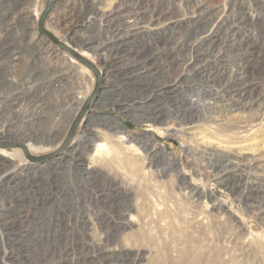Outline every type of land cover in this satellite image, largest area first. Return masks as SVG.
<instances>
[{
  "label": "rangeland",
  "instance_id": "1",
  "mask_svg": "<svg viewBox=\"0 0 264 264\" xmlns=\"http://www.w3.org/2000/svg\"><path fill=\"white\" fill-rule=\"evenodd\" d=\"M46 1L0 0V126L53 140L39 153L30 150L34 157L59 150L80 109L72 98L83 103L96 85L90 69L39 34ZM255 2L53 0L44 30L97 69L100 89L58 159L36 164L19 147L0 146L20 156L0 165V264H264V0L259 16ZM200 3L214 16L202 13ZM233 5L258 18L256 27L241 29L258 87L247 96L257 104L251 111L208 107L209 95L232 82L241 56L229 52L225 62L209 64L217 53L203 55L195 39L179 40L174 50L168 43L173 54L162 64H171L169 70L150 79L155 90L179 79L170 93H141L134 73L128 80L127 70L149 53L157 66L162 44L149 40L164 24H192L204 15L203 28L216 25L221 33ZM166 9L167 21L159 14ZM71 22L88 52L69 41ZM143 97L148 107L140 109ZM129 102L137 109L131 115L123 109ZM92 130L101 137L97 143L114 146L111 152L89 147L87 154L100 158L93 163L73 153ZM3 142L28 141L0 137ZM217 145L225 148L212 150ZM130 146L138 155L127 156ZM248 186L256 190L250 202L241 193Z\"/></svg>",
  "mask_w": 264,
  "mask_h": 264
},
{
  "label": "bare ground",
  "instance_id": "2",
  "mask_svg": "<svg viewBox=\"0 0 264 264\" xmlns=\"http://www.w3.org/2000/svg\"><path fill=\"white\" fill-rule=\"evenodd\" d=\"M198 8L200 9V11L202 13H206V11L208 10L207 7L205 8L204 5H202L201 3L198 5ZM262 2L261 0H256V2L253 4V12L256 13V11H258V16L260 15L261 11H262ZM228 9V8H226ZM234 9V10H233ZM106 14L107 15H111V11H112V5H108L106 8ZM191 11V10H189ZM170 11H168V9H166V11H159V14L162 15L161 17L167 21V16L169 14ZM199 12V11H198ZM146 12L142 13L143 15H145ZM153 13V12H152ZM196 13V12H195ZM224 13V12H223ZM222 13V14H223ZM225 13H228L227 15H225V20L228 24L227 27L224 28L223 32H219V29L213 27L209 28H203L206 27L208 23H205V19L203 15V17L201 19H198L196 21H193L192 24H189L187 22H182L180 21L179 23H176L174 20H171L168 25L167 23L164 24L165 28L162 29V32L159 33V36L156 38H150L149 41L154 42L155 40L158 41L159 44H162V46H160L158 48V50L156 52H158L159 56L158 58L160 59V61L156 64L157 66L154 65L153 63V55H151L150 53L147 55V57H142V59L140 61H138V64L136 65L137 68H129L131 69L129 71V69L127 70L128 72L125 74L128 77V80L130 79L129 75H132L133 73L135 74V76H132L133 78H138L140 80V92L141 93H147L150 92L152 94L160 93L163 95H166L168 93H170V91L173 90L174 87L178 86L177 85V81L179 79H174L172 82L169 81L166 84H164V86H160L157 87V89L155 90V88H150V84H152L150 82V79L155 78L157 75H161L164 74V71H168V67L171 64H162V62H166L168 57H171V55L173 54L172 48L170 47V45H168V43H173V50L175 49V45L174 43L178 42L181 39H187V40H196L198 42V45L196 46L197 49L203 50V55H208L210 53H217L216 54V59L214 58V60H210L208 61V63H213L215 65H217L218 63H223V61H226V55L227 53L231 52V53H237L239 54V56H241V66L238 67L236 69V73L234 72V76L232 79V82L230 81L229 84H227L225 87H227L228 89V93H227V97L229 100V104L227 106V104H225V108L224 105L220 106L219 103L223 102V100H225L226 97V91H225V87L222 88V90L218 93H214V94H210L209 98L211 99V102L208 103V107L212 110H239V111H251V109L254 108V106H256L257 104H254V102L249 101L250 99L247 97L249 96L251 87L255 86L256 89L257 87V83L255 82L254 79L252 78V75L249 74L250 72H248V68L250 65V58H249V45H247V43H245V41L243 40V35L241 32V29H244L245 27L247 28L251 26V27H256L257 24V16L255 15H251V13L249 11H246L241 8V6H235L233 5L232 7H230L229 10L225 11ZM200 14V13H198ZM208 15L210 16H214L213 12L208 10ZM137 15V14H136ZM135 15V16H136ZM158 15V14H157ZM194 15V13H193ZM196 15V14H195ZM194 15V16H195ZM221 15V14H220ZM224 15V14H223ZM217 16V15H216ZM201 17V16H200ZM197 18V17H196ZM209 18V16H208ZM216 18V17H215ZM220 18V17H219ZM223 18V17H221ZM22 19V18H21ZM160 19V18H159ZM214 19V18H213ZM218 19V18H217ZM216 19V20H217ZM224 19V18H223ZM24 20V19H23ZM26 20V19H25ZM73 20V18H72ZM163 20V21H164ZM210 20V19H209ZM221 20V19H220ZM160 20H158L159 22ZM189 21V20H188ZM1 22V21H0ZM73 22V21H72ZM69 23V25H67L66 29L68 31H66V34L69 36V41L74 45V47H78L79 49L82 50L81 47H85L86 51H89V42H86L82 39V37L80 35H77V37L74 35L75 33V27L78 26V23ZM134 22V21H133ZM157 22V23H158ZM210 23L211 20L209 21ZM225 22H222V26H225L224 24ZM159 24V23H158ZM149 26L152 25L151 23L148 24ZM157 25V24H156ZM74 26V27H73ZM163 26V24H162ZM163 26V27H164ZM201 26V27H200ZM32 26H30V24L28 25V28L31 29ZM170 30L171 32V36L169 35H163V33L167 30ZM32 30V29H31ZM127 33V32H126ZM242 35H241V34ZM138 34V33H137ZM199 34V35H198ZM221 34V35H220ZM129 34L127 33V36ZM131 35V34H130ZM125 36V37H127ZM135 37V36H134ZM144 37V36H143ZM147 37H149V35H147ZM136 38V37H135ZM175 39V40H174ZM58 41V40H57ZM75 41V42H74ZM138 41V39H137ZM183 41V40H182ZM59 42V41H58ZM77 42V43H76ZM128 42V41H127ZM37 43V42H36ZM60 43V42H59ZM250 43H253V40H250ZM191 44V43H190ZM189 44V45H190ZM44 44H41V46H43ZM185 45V44H184ZM39 46V45H37ZM263 46V45H262ZM45 47V46H44ZM47 47V46H46ZM87 47V48H86ZM150 47V46H149ZM263 48V47H262ZM48 49L51 50L52 52L54 51V49H52L50 46H48ZM46 49V50H48ZM151 49V48H150ZM149 49V50H150ZM188 49V48H187ZM148 50V49H147ZM192 50V49H191ZM190 50V51H191ZM261 50V47H260ZM12 51V50H11ZM30 51V50H29ZM146 51V50H145ZM176 51V50H175ZM187 51V50H186ZM189 51V52H190ZM16 52V51H15ZM41 52V51H40ZM139 52H142L139 51ZM178 52V51H177ZM176 52V53H177ZM181 52V51H180ZM185 52V51H184ZM179 54V53H178ZM183 54V53H182ZM195 54V53H194ZM141 55V53H140ZM184 55V54H183ZM232 55V54H230ZM10 56V55H9ZM15 56V55H14ZM18 56V55H17ZM12 57V56H11ZM10 57V58H11ZM14 58V57H13ZM199 59V58H198ZM197 59V60H198ZM12 60V59H11ZM38 60V59H36ZM13 61V60H12ZM218 61V63H217ZM238 61V60H237ZM189 65H193L191 62L188 63ZM11 65V64H9ZM16 65V64H15ZM189 65H186V67H188ZM32 67V66H31ZM33 68V67H32ZM175 67L173 66V69ZM178 69V68H177ZM38 74V73H37ZM40 78V77H39ZM27 79V78H26ZM132 79V78H131ZM30 81V80H29ZM33 83V82H32ZM57 82L51 83L50 81V85H56ZM163 84V83H162ZM161 84V85H162ZM222 87V86H221ZM138 88V87H137ZM260 88V87H259ZM20 89V88H19ZM26 89V88H25ZM14 90H17L16 88ZM258 90V89H257ZM27 91V90H26ZM156 93V94H157ZM155 94V95H156ZM142 95V94H141ZM146 95V94H145ZM149 95V94H148ZM152 97V96H151ZM140 98V97H139ZM156 99V98H155ZM74 101V102H73ZM95 100H93L91 103H93ZM132 101V100H131ZM72 104L75 105H82V99L80 97L74 96L72 98ZM148 100L146 98L143 97V99H141L140 104L142 105L140 107V109H143L144 107H148L147 105ZM261 105V104H259ZM144 106V107H143ZM150 107V106H149ZM69 105H67V107L65 109V112H68ZM125 112H127L128 114L131 115V113L133 114L134 110L136 111L137 109L135 108V106L133 105V102H129V105L123 108ZM64 111V110H63ZM73 111L75 110H70V112H72V114L74 113ZM69 112V113H70ZM138 112V111H137ZM62 113H56V115H58L57 117H59ZM160 114V113H158ZM142 116V115H141ZM154 116V115H153ZM143 117V116H142ZM148 117V116H147ZM144 118V117H143ZM151 119V117H149ZM156 118V117H155ZM60 119V118H59ZM101 119H103V121H109L112 123H115V125L118 124L120 125L119 122L111 119L110 117H102ZM157 119V118H156ZM56 120V119H55ZM32 122V121H31ZM55 122V121H54ZM155 122V121H154ZM55 124H60V123H55ZM31 125V124H30ZM13 126V125H12ZM29 126V124H28ZM119 127V126H118ZM25 128V127H24ZM7 128L1 127L0 126V137L1 138H5V139H12V138H16V137H23V140L28 141L27 145L25 146V148L27 149V151L32 150L33 152H38L41 151L46 145H48L49 143H51L52 141L50 140H45V139H40L38 137V132L35 134H32L30 132V134H32L31 136H29V133H21L19 130L16 132H13L14 134H9V132L6 130ZM34 129V127H33ZM38 131V130H37ZM42 133V132H41ZM60 135L63 134V131H61V133H59ZM188 134V133H187ZM199 134V133H198ZM50 135H53V131L50 132L47 137H51ZM188 135H193V134H188ZM44 136V135H43ZM46 136V135H45ZM57 136V135H56ZM11 137V138H8ZM46 137V138H47ZM105 137V136H104ZM42 138V137H41ZM45 138V137H44ZM55 138V137H54ZM58 138V137H57ZM101 137H99V134L95 131L92 130L91 134L89 131V135L87 138H85V140L82 142L83 148H77L75 150H73L74 154L79 150L78 153V158H81L83 160H87L89 158V162L91 161V163H93L95 161V159H100V158H96V157H92L90 155H88V150L89 147H96L98 148V152L99 150H102L104 152H111L114 149V146H107L101 143H97L96 141L98 139H100ZM22 139V138H21ZM20 139V140H21ZM35 139H40L39 141H35ZM19 140V139H18ZM117 143V142H116ZM22 144V143H20ZM225 148L224 146H219L217 145V147H215L212 150H221ZM127 152V156H131L133 157L134 155H138L137 153H135V149L133 151V146H130L128 149L126 148ZM204 151V150H203ZM206 151V150H205ZM0 155L2 158H0V165L2 166V164L5 162L4 158L7 156L9 157V159H13V158H19V152L16 151L15 149L11 150V153H9L8 151H5L3 149H0ZM145 156V155H144ZM143 157V156H142ZM141 157V158H142ZM55 158H59V157H55ZM108 158V156H105L104 159ZM138 158V157H137ZM53 159V158H52ZM62 159V158H61ZM59 159V160H61ZM51 160V159H50ZM144 162V159H143ZM43 163V162H42ZM232 178V177H231ZM221 179V178H219ZM227 179H223L222 182H225ZM240 181V180H239ZM239 181L236 179L234 180V182L239 183ZM234 184V185H233ZM227 185V184H226ZM232 185L234 188H239L238 184L233 183ZM252 192L256 193L255 188H251L250 186L246 187L245 190H243L241 193L242 195H244L245 201L246 202H250V200L253 197Z\"/></svg>",
  "mask_w": 264,
  "mask_h": 264
},
{
  "label": "water",
  "instance_id": "3",
  "mask_svg": "<svg viewBox=\"0 0 264 264\" xmlns=\"http://www.w3.org/2000/svg\"><path fill=\"white\" fill-rule=\"evenodd\" d=\"M52 2H53V0H47L46 1V3H47L46 7L40 15L38 25H37V30L39 31V34L46 37L47 39H49L52 43H54L56 46H58L61 50H64L65 52H67L70 56L76 58L83 66H85V68H87L88 70L90 69L94 74L96 85H95L93 92L90 94V97L87 100H85L82 103V105L79 107L80 109L78 111V114L73 119L72 124L70 126V129L68 130L67 135L65 137V141L63 142V144L59 148V150L53 152L52 154L42 155L40 157H34L30 154L29 151H27V149L25 148V146L23 144H20V143L10 144V143H4V142L0 143V146H2V147H13V146L19 147L21 149V151H23V154L25 155V157H27V159L30 162H33L36 164L50 160L53 157L59 155L60 153H62L63 151L66 150V147L68 146V144L73 139L74 133L77 130L79 124L84 119L85 115L90 112L91 102L97 97V93L99 92V89H100L99 88V85H100L99 73H98L97 69L94 68V66L90 62H87L85 59H83V57L81 55L77 54L76 52L74 53L73 51L68 49L63 43H59L53 37V35H51L49 32L44 30V24L46 22L47 15L51 10L52 4H53Z\"/></svg>",
  "mask_w": 264,
  "mask_h": 264
}]
</instances>
